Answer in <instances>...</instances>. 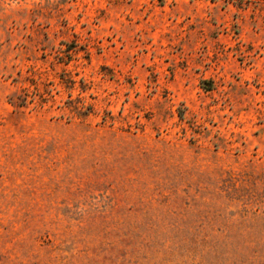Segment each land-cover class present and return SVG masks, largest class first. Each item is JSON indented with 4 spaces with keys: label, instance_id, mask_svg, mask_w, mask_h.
Returning <instances> with one entry per match:
<instances>
[{
    "label": "rangeland",
    "instance_id": "1",
    "mask_svg": "<svg viewBox=\"0 0 264 264\" xmlns=\"http://www.w3.org/2000/svg\"><path fill=\"white\" fill-rule=\"evenodd\" d=\"M0 264H264V0H0Z\"/></svg>",
    "mask_w": 264,
    "mask_h": 264
},
{
    "label": "trees",
    "instance_id": "2",
    "mask_svg": "<svg viewBox=\"0 0 264 264\" xmlns=\"http://www.w3.org/2000/svg\"><path fill=\"white\" fill-rule=\"evenodd\" d=\"M160 2H163L164 0H159ZM226 1H233L238 3H246V2H253V1H260V0H226Z\"/></svg>",
    "mask_w": 264,
    "mask_h": 264
}]
</instances>
